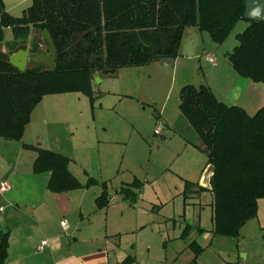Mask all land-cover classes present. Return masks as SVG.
<instances>
[{
    "label": "trees",
    "instance_id": "16d2710c",
    "mask_svg": "<svg viewBox=\"0 0 264 264\" xmlns=\"http://www.w3.org/2000/svg\"><path fill=\"white\" fill-rule=\"evenodd\" d=\"M245 0H31L20 16L8 12L0 0V138L19 141L30 114L43 96L79 92L94 102L92 80L103 70L143 66L159 58H175L184 28L196 26L222 44L240 20L245 28L227 53L239 76L264 85V21L244 17ZM12 40L3 44V31ZM33 30L47 31L55 48L52 68L27 64L21 71L7 52L41 50ZM87 33L73 43L78 33ZM49 50V48L47 49ZM180 113L197 134L196 145L213 165L212 228L216 235L237 237L240 228L256 216L264 200V105L249 114L238 105L219 100L206 84H184L179 90ZM36 151L32 172H50L47 188L53 192L83 185L70 172V159L58 152L23 144ZM97 182L89 177L84 186ZM194 183L184 182V196ZM142 183L133 179L119 187L123 199L133 203ZM95 198L98 208L109 199L106 183ZM198 185V191L204 190ZM202 230L201 228L199 231ZM187 232L184 227L182 236ZM9 231L0 227V264L7 258ZM194 247V259L201 247ZM124 259V261H126Z\"/></svg>",
    "mask_w": 264,
    "mask_h": 264
},
{
    "label": "rangeland",
    "instance_id": "374dc122",
    "mask_svg": "<svg viewBox=\"0 0 264 264\" xmlns=\"http://www.w3.org/2000/svg\"><path fill=\"white\" fill-rule=\"evenodd\" d=\"M3 2L10 14L20 16L31 0ZM247 24L246 20H240L222 44L213 42L207 32L203 34L206 37V51L214 54L217 67L225 64V52L232 50L237 43L235 34L241 32ZM3 33L2 45H6L5 42L12 40L13 34L10 28H5ZM32 38H40L41 48L48 49L46 39L42 38L38 30H33L27 46ZM199 58L184 59L176 71L154 62L155 64L143 66L122 67L114 73L98 74V81L95 79L97 76L93 78L96 97L92 106L88 97L79 92L49 94L43 97L41 102V105H57L64 108L57 124H48L41 128L43 146L50 147L55 135L58 136L57 140L62 144L60 146L72 159L69 168L78 181L85 184L89 177L97 181L78 188V197L84 195V224L89 222L90 217L94 221L93 226L97 225V231L105 230L106 219L110 221V217H118L120 208L123 209L124 206L128 209L130 204V201L123 199L118 192L119 187L134 178L141 181L140 194L132 204L134 207L130 206L133 209L130 211L139 213V218L146 225L137 231L122 233L128 242L137 240L140 252L144 254L148 251L159 253L160 249L165 252L164 241H167L169 254L174 246L182 245L180 241L183 238L188 239V232L193 229L192 225L197 224L198 218L202 225H209V208L204 204V201L209 200L207 194L191 198L189 203H185L183 193L178 194L181 180L173 171L180 164L184 165L173 153V150L178 148L176 146L179 145L177 143L182 139V135L177 134V129L181 126L174 129L172 122L185 121L178 108L180 87L188 83L198 85L203 82L201 80L205 72L211 73L208 71L210 64L202 57L199 62ZM159 114L160 116L156 117ZM59 116L57 115V118ZM162 118H165L169 125L164 126L162 135L154 134L156 124H164ZM72 124L76 127L71 134ZM190 131L193 130L190 128ZM4 141L0 138V143ZM185 157L189 160V157ZM24 158L22 168L27 170V156ZM1 164L0 175L3 169L6 170L4 162ZM103 181L106 183L108 195L112 197V200H109L108 215L105 209H98L94 203L95 197L102 191ZM199 202L204 207L201 210L198 208ZM131 214L135 216V212ZM126 218H129V215H126ZM184 225L187 226V232L182 236ZM180 232L181 240L172 239L179 236ZM218 237L216 239H219ZM222 241L221 247L232 248L229 247L231 244L228 240ZM148 246L150 250H147ZM261 249L257 244L248 245V257L244 264H264V243ZM186 255L183 253L175 262L185 264ZM173 260L170 257L169 263Z\"/></svg>",
    "mask_w": 264,
    "mask_h": 264
},
{
    "label": "crops",
    "instance_id": "0c3cea01",
    "mask_svg": "<svg viewBox=\"0 0 264 264\" xmlns=\"http://www.w3.org/2000/svg\"><path fill=\"white\" fill-rule=\"evenodd\" d=\"M204 33L196 26L184 28L177 56L173 58L172 65H166L159 60L152 61L149 64L159 62L162 66L176 71L184 59L192 60L196 57H202L205 60V54L208 52L204 45L206 38L203 35ZM16 50L8 51V57ZM40 51L49 52V50H43L42 48ZM227 53L225 52L224 56L225 64L221 67H217V64H210L208 71L211 73L205 72L201 80L203 82L198 85H208L219 100L238 105L247 113L253 114L264 105V85L239 76L228 61ZM29 63L36 64L27 62V64ZM98 74L95 76L98 77ZM94 97H96L95 93ZM42 99L32 110L30 120L24 128L21 139L19 141L5 140L4 143H0L3 144L0 146V167H2L1 162H4L6 166V170L3 171V169L0 175V182L6 180L10 183L8 191L0 193V207H3L0 212L3 218L0 227L9 231L8 254L3 264H183L175 262L183 253L187 254L185 264H244L248 257V245L257 244L260 249L262 248L264 243V200L262 199L258 201L256 216L249 219L240 228L237 237H223V235H216L211 232L212 193L209 190V179L207 180L205 177L210 164L206 162V155L196 147L199 144L198 136L181 113L185 121H182V123L181 121L172 122L174 129L181 126L180 129H177L179 130L177 134L182 135V139L177 143L180 146L177 145L178 148L173 150L174 155L181 159V163L184 164H180L173 170L181 180L178 194L183 193L185 181L194 183L189 187L186 196L183 193L185 203H189L191 198H199L201 194H207L209 200L204 201V204L209 208V225L207 227L202 225L199 218L195 225L186 223V225H192L193 228L188 232V239L180 237L185 225L179 236L172 238L182 239L180 241L182 245L174 246L168 254L167 241H164L165 252L160 249L159 253L153 254L148 251L147 254H144L140 252L137 240L128 242L122 233L137 231L146 225L139 218V213L133 211L135 216L131 214L133 212L130 210L133 209L130 206H133V203L130 202L129 207H127L129 210L124 206L123 209L120 208L118 217H110V221L107 218V225L103 231L101 229L97 231L98 227L97 225L93 226L94 221L90 217L89 224H84V195L79 198V193H77L80 189L63 192L49 190L47 184L50 172L33 173L32 162L36 157V151L23 146V144H29L51 149L67 156L56 135L55 140L51 141L50 147L43 146L41 128L48 124H57L64 108L62 106L59 108L57 105H41ZM69 109L71 111V108ZM67 113L69 114V110H67ZM57 115L60 116L57 118ZM159 116L160 114L156 117ZM162 120H164V126L169 125L165 118H162ZM74 127H76L74 124L70 126L71 134ZM190 128L193 131H190ZM10 147L12 148L10 149ZM12 153L16 154L12 155ZM185 155L189 157V160ZM25 156H27L28 162L27 170L22 168ZM67 157L71 162L72 159L69 156ZM198 185L205 189L198 191ZM136 191L138 197L140 189ZM110 197L108 196V198ZM195 200L193 199V201ZM94 203L96 207L95 199ZM109 207L110 201L102 208L106 210L107 215ZM198 208L199 210L204 208L201 206V202H199ZM126 215H129V218H126ZM63 218L68 223L66 230H63L59 224V221ZM112 227L114 228L112 229ZM200 228L202 230L199 231ZM217 236H219V239H216ZM121 238H124V240ZM43 239H46L48 244L43 249L38 250L37 246ZM222 240H228L227 242L231 244L229 247L232 248L221 247ZM191 242L202 248L195 257V262H193L194 247L190 245ZM147 250H150L149 246ZM170 257L174 259L172 263H169ZM126 258L127 260L124 261Z\"/></svg>",
    "mask_w": 264,
    "mask_h": 264
},
{
    "label": "water",
    "instance_id": "95a60500",
    "mask_svg": "<svg viewBox=\"0 0 264 264\" xmlns=\"http://www.w3.org/2000/svg\"><path fill=\"white\" fill-rule=\"evenodd\" d=\"M244 17L248 20L264 21V0H245ZM86 33L87 31L76 34L74 36L76 37V39H74L73 43L74 44L77 43ZM43 37L47 41V45L49 48L48 53L39 51L35 54H30L28 48H24V49L20 48L10 54V56L8 57L9 62L21 71H23L26 68L27 62L43 63L47 67L52 68L55 59V48L52 44V41L47 31L42 32V38ZM158 60L166 65H172L173 63V58H159ZM114 72L115 69H110V70L100 71L99 74H108ZM95 79L98 81L100 77H96ZM91 85L94 90L95 82L93 80ZM212 173H213V165L210 164L207 168L205 175L207 180L210 178ZM2 219H3L2 215L0 214V223H2Z\"/></svg>",
    "mask_w": 264,
    "mask_h": 264
},
{
    "label": "built area",
    "instance_id": "2783aa9c",
    "mask_svg": "<svg viewBox=\"0 0 264 264\" xmlns=\"http://www.w3.org/2000/svg\"><path fill=\"white\" fill-rule=\"evenodd\" d=\"M205 60L211 65H215L216 64V60H215V57H214L213 53H209V52L206 53L205 54ZM163 129H164V124L158 122L156 124L155 129H154V134H161ZM9 188H10V183L8 181L4 180V181L0 182V193H4V192L8 191ZM110 200H112V197H110ZM2 209H3V207H0V212L2 211ZM59 224H60V226H61V228L63 230H66L68 228L67 220L64 219V218L59 221ZM47 244H48L47 240L43 239V240H41L39 242V244L37 246V249L41 250Z\"/></svg>",
    "mask_w": 264,
    "mask_h": 264
}]
</instances>
